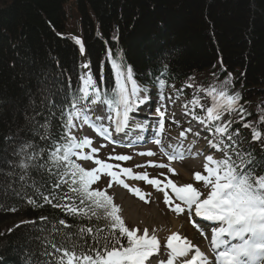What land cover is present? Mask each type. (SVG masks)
Masks as SVG:
<instances>
[{
  "label": "trees",
  "instance_id": "obj_1",
  "mask_svg": "<svg viewBox=\"0 0 264 264\" xmlns=\"http://www.w3.org/2000/svg\"><path fill=\"white\" fill-rule=\"evenodd\" d=\"M5 1L0 4V229L16 218L32 221L8 233L0 231L4 262H14L21 254L31 263L49 259L45 238L59 242L81 227L94 232L75 243L89 246L96 229H105L104 236L111 230L105 214L72 216L55 206L69 201L60 198L64 190L50 188L60 171L53 165L48 164L53 174L30 169L25 181L19 179L25 173L14 166L24 141L45 152L65 135L62 112L81 87L76 83L75 89L64 88L81 62L69 34L79 35L93 64L106 57L105 45L114 46L111 39L116 40L137 77L161 75L190 99L198 88H215L217 83L239 93V117L261 129L252 143L250 128L240 125V147L258 151L256 156L264 161V0ZM5 112L10 115L2 120ZM46 123L47 131L42 128ZM41 193L57 199L46 203ZM41 217L47 222L41 223ZM60 220L71 227L60 226L56 236L53 228Z\"/></svg>",
  "mask_w": 264,
  "mask_h": 264
},
{
  "label": "snow or ice",
  "instance_id": "obj_2",
  "mask_svg": "<svg viewBox=\"0 0 264 264\" xmlns=\"http://www.w3.org/2000/svg\"><path fill=\"white\" fill-rule=\"evenodd\" d=\"M78 43L80 42L78 41ZM81 50L83 51L82 44ZM84 67L88 68V65L85 64ZM126 82H130V90L126 86ZM156 82L159 85V91L162 93L165 81L158 79ZM142 92L146 95L141 96L140 93ZM148 93L147 87L137 85L133 79L130 66L117 68L116 87L110 90L101 89L96 84L91 72L81 77V87L78 89V94L73 95L67 112H62V119H66L64 125L66 133L61 137L63 143L53 141L54 150L48 153L49 162L55 168L62 169L58 173V182L53 185V190L67 184L71 193L60 197L69 203H58L55 206L64 208L72 216L80 214L88 217V213L91 212V215L97 218H100L97 210L103 209L105 217H110L112 220L111 230L107 236H104L101 233L105 229H96L92 236L94 242L91 246L86 243L82 245L75 243L77 239L93 234L94 230L91 227H81L74 234H66L59 242L45 238L43 247L46 251L44 255L49 258L46 264H146V262L150 264V258L161 251L160 241L156 235H149L146 228L142 235H137V229H129L125 226L124 221L117 214L119 209L112 203V198L106 195L104 191L90 188L91 184L99 179L97 173L101 170L107 171L112 178L124 184L118 173L112 171L113 165L97 159L95 163L101 168L86 170L71 159L75 155L83 160H88L89 157L78 150H82L92 143L87 136L77 141L76 137L71 134V129L75 127L74 119L80 120L81 126L90 124L99 135L111 140L112 132L124 131L130 124V114L140 104L149 102ZM213 95L217 97L215 91ZM161 99H163L162 95ZM239 99V93L232 95L223 90L219 91L218 97L213 100V106L207 110L208 119L221 121L225 112L235 110ZM101 109L105 111L106 115L96 116L94 119L90 117V112ZM157 112H160L159 108ZM105 120L108 121L107 126H105ZM97 123H99V127H96ZM229 124L230 122L227 124H210L208 128V130H213L214 127V131L219 134L217 141H208V147L219 152L222 158L216 159L211 154L207 155L206 161L208 163L205 164V170L208 175H201L200 172L194 174L196 181H204L205 187H210L211 190L207 193L206 198L202 199V192L192 184L177 186L171 180L168 181L177 199L184 205L182 207L181 204H176L175 210L177 212H183L185 208L191 212L194 208L196 216L203 217L208 221L220 222V227H212L211 229L212 248L213 252L216 253L214 260L210 261L198 247L194 248L187 238L174 232L167 238L164 249L168 255L167 264H264V175L255 176L253 173L257 169L253 167V160L246 158L232 145L225 143L224 136H227L229 141L234 140L233 136L228 135ZM48 127L47 123L42 125L45 131ZM136 127L142 129L143 125L137 124ZM186 131H191V129ZM160 132H163L162 120L160 121ZM184 135V132L180 133L181 137ZM254 136L259 138L260 133L254 132ZM47 138V136L41 137V139ZM155 143L161 144L159 136H157ZM34 147L32 143L24 141L17 154L23 157L18 164L14 165L25 173L20 175L21 181L29 178L27 173L30 169L48 167L47 163H40L44 150L41 149L38 152L34 150ZM91 151L95 153L99 149L92 148ZM180 154L183 155L182 151ZM233 154L235 159H233ZM140 155L152 156L154 153L149 150L140 153ZM173 158L174 155L169 154V159ZM115 159L126 161L131 157L120 155ZM154 166L167 167L163 164ZM48 170L51 171V169ZM121 171L126 175H132V170L129 168H123ZM68 177L71 179H66ZM135 178L146 180L159 188L160 181L157 179L149 180L147 173L137 174ZM33 186H35V182H33ZM111 186L110 182L108 187ZM124 187L129 186L124 184ZM130 191L139 195L140 199H145V196L140 194L139 189L131 188ZM40 195L46 203H51L52 200L57 199L52 194L43 196L41 193ZM74 198L79 200L78 205L74 203ZM164 199L166 203L171 202L167 193H165ZM33 202L29 200V203ZM85 205H87V210ZM40 222H47V218L41 217ZM60 226L63 228L71 227L64 220H60L58 226L53 228L54 235L61 234ZM116 229L119 230L118 235L115 232ZM121 238L126 240V246L121 243ZM66 242L70 243L65 246ZM48 248H51L52 251L48 252ZM89 252L93 254H86Z\"/></svg>",
  "mask_w": 264,
  "mask_h": 264
},
{
  "label": "rangeland",
  "instance_id": "obj_3",
  "mask_svg": "<svg viewBox=\"0 0 264 264\" xmlns=\"http://www.w3.org/2000/svg\"><path fill=\"white\" fill-rule=\"evenodd\" d=\"M184 11H182L183 13ZM140 51H143L142 49H140ZM5 106H9L7 105L8 103H4ZM174 110H170V112H173ZM9 112V111H8ZM7 113H3V115H1L2 120L5 119V117L9 116L10 113H8L7 116H5ZM76 137H79V135L77 134V132L75 133ZM73 133V135H75ZM196 141V140H195ZM194 141V142H195ZM92 144V143H91ZM101 148H105L104 149V153L102 151H100ZM199 148H201V146L196 149L199 150ZM99 151L92 153L91 151H86V155L90 156L92 158V160L96 161L97 159L103 161L106 164H111L113 165V163L111 161H115V157H117L119 155V151L115 150L113 147L111 146H104V147H98ZM202 149V148H201ZM201 155V153H200ZM147 157V158H146ZM148 157L150 156H145L143 157V155H135L133 157V160L136 162L137 160L141 161V159H144L145 161L149 160ZM180 167H178L179 172L181 173V176L177 175V178L180 179V183H189L191 182V184L197 188V190H200L201 187H204L205 184L202 185V181H196L194 175L191 173L190 175L187 173L188 169L190 166H194L195 164L193 162H187L185 161L184 163H180ZM131 168V170L133 171V174L136 176L137 174H143V173H149L151 172L152 175H150L149 173V180L151 179H155V178H162L164 180V182H167L169 180H171L173 183V177L170 176L168 174V170L166 168L161 169L160 171L156 172L157 169L151 168L148 166V164L145 163H141L139 164L140 167H137L138 164L136 163H129L128 164ZM172 165V163H171ZM199 166H196V169H198ZM123 168H127L126 166L122 167L119 169V172L121 175H119L120 178H127L126 176H123L122 174V169ZM111 176L108 174V172L106 171V175L100 176L98 180H96L95 182V187H104L107 189L108 184L111 182V184H114L109 178ZM191 177V180L187 179ZM147 182V181H146ZM136 185H138V182H135ZM130 185V184H129ZM168 187H170L169 183H168ZM142 190H145L147 192V205L141 204L139 202H137V200L131 198L126 192L124 191H117L115 188L114 189H110L111 192L115 195V200L117 202V204L120 206L118 215L120 216V214H122L124 217V223L125 226L128 227L129 229H132L133 226H138V227H147L149 228L150 231H155L154 233H151L152 235H156L161 231H166L169 232L170 230L175 231L176 227L173 228L171 223H169L168 219H172L175 222L177 221L176 218H174L173 216H168L167 212L165 211V207L160 203L159 199V194L157 193V189L158 187H148L147 185H143L141 187ZM163 200H165L164 198H162ZM134 207L137 209V213L139 214H144L145 216V220L141 221H132V220H128V214H129V209H133ZM151 212H154L156 215L160 216L159 219H155L154 216L153 218L151 217ZM150 215V216H149ZM127 216V217H126ZM143 216V217H144ZM180 221V223L182 222V219H178ZM18 222H20V219H15V220H11L10 222H8V224H6V228L7 230L13 228L14 225H16ZM177 225L179 226L178 221L176 222ZM174 226V224H173ZM5 227L3 228L5 230ZM173 228V229H171ZM188 228V227H187ZM184 228V229H187ZM140 229V228H139ZM167 229V230H166ZM189 229V228H188ZM3 230V231H4ZM171 232V231H170ZM143 233V232H142ZM141 233V234H142Z\"/></svg>",
  "mask_w": 264,
  "mask_h": 264
},
{
  "label": "bare ground",
  "instance_id": "obj_4",
  "mask_svg": "<svg viewBox=\"0 0 264 264\" xmlns=\"http://www.w3.org/2000/svg\"><path fill=\"white\" fill-rule=\"evenodd\" d=\"M190 133H188V132H186L185 133V135H184V137H182V138H178L180 141H182V140H185V138H186V136L187 135H189ZM190 136H192L191 134H190ZM198 136V135H197ZM197 136L196 135H193V139H192V141L191 142H189V145H193L191 148H192V152H194V153H196V155L197 156H200V153H202V152H205V150L207 149L205 146L203 147V146H201V148H199V150H196L197 148H198V145H194V141L196 140V138H197ZM166 139H168V136H166ZM200 147V146H199ZM199 153V154H198ZM198 161V159L196 158V160L195 161H193V163L195 162H197ZM202 160L200 159L199 160V162H201ZM128 186H129V184H128ZM129 211V216L127 217L128 218V220H132V221H134V222H136V221H139V220H141V221H143V220H145L146 218H145V216H144V214H139V213H137L136 211H137V209L134 207V210L133 209H129L128 210ZM151 214V217L153 218V216H154V218L155 219H159V217L160 216H158V215H156L154 212H151L150 213ZM154 214V215H153ZM144 216V217H143ZM150 216V215H149ZM168 221H169V223H171V225H172V227L173 228H175L176 227V229H177V227H178V225H177V221L175 222L174 220H172V219H168ZM173 224H174V226H173ZM173 228H171V229H173ZM171 232H172V230H170ZM137 233H138V231H137Z\"/></svg>",
  "mask_w": 264,
  "mask_h": 264
}]
</instances>
